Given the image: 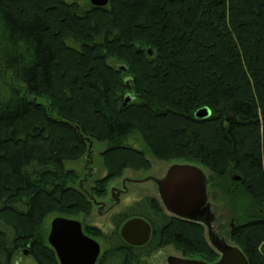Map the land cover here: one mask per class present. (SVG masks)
<instances>
[{
    "label": "trees",
    "instance_id": "1",
    "mask_svg": "<svg viewBox=\"0 0 264 264\" xmlns=\"http://www.w3.org/2000/svg\"><path fill=\"white\" fill-rule=\"evenodd\" d=\"M201 108L209 118L194 117ZM132 137L160 161L225 180L230 241L264 264V0H0V264L24 250L34 264H59L46 220L89 215L110 178L147 168ZM86 139L105 145L108 171L91 194L66 168ZM134 218L152 230L142 247L119 237ZM111 224L83 228L103 245L96 264H151L166 247L219 259L204 227L168 215L158 198L130 203Z\"/></svg>",
    "mask_w": 264,
    "mask_h": 264
},
{
    "label": "water",
    "instance_id": "2",
    "mask_svg": "<svg viewBox=\"0 0 264 264\" xmlns=\"http://www.w3.org/2000/svg\"><path fill=\"white\" fill-rule=\"evenodd\" d=\"M95 8H104L109 0H88ZM151 56V51H147ZM119 71L125 72L123 66ZM130 96L124 100V106L130 102ZM211 112L208 108H201L195 112L194 117L199 120L209 118ZM89 149H92L93 142L86 139ZM240 181L239 177H233ZM207 176L204 171L192 164L177 163L171 165L163 177H149L143 180L124 179L122 189L111 190V201L113 206L119 204L121 194L127 192L126 184H142L152 182L158 194V200L164 211L177 219L202 225L207 231V241L213 250L218 254L219 259L213 264H249L242 251L219 239L213 231L215 217L212 214L211 203L208 202ZM93 206L99 213L105 210V204L90 198ZM151 228L149 224L138 218L126 221L119 229V237L131 247H142L149 241ZM47 243L54 251L59 264H96L100 255V244L85 235L82 225L75 219L65 217L53 218L50 222ZM27 254V251H24ZM166 264H209L201 260L186 259L183 257L170 256Z\"/></svg>",
    "mask_w": 264,
    "mask_h": 264
},
{
    "label": "rangeland",
    "instance_id": "3",
    "mask_svg": "<svg viewBox=\"0 0 264 264\" xmlns=\"http://www.w3.org/2000/svg\"><path fill=\"white\" fill-rule=\"evenodd\" d=\"M68 1H75L80 3L84 2V0H68ZM107 63L113 70L118 65V62L113 59L109 60ZM131 141L132 144L135 145L139 150L146 151L145 158L147 159L146 160L147 164L145 163V166L147 168L142 167L135 170L125 169L121 171L118 176H115L114 178H110V180H108L107 183L105 184V188H106L105 196L103 198L96 199V201L102 202L109 207L112 206L111 210L107 213H104V210H102L99 213L97 208L93 206V208L91 207L89 215L75 216L74 219L79 221L82 224L83 228L90 227V228L99 229L104 233H110L113 230V226L111 224V218L115 214L120 213L122 210H124V208L128 206L130 203L138 201L145 196L158 198L156 187L152 182H146L142 184H128L126 185L127 192L119 197V204L113 206V203L111 201L110 189L121 188V182L124 179L143 180L149 177L161 178L164 176V174L171 165L178 163L177 160L160 161L156 159L153 155L149 154L141 138L132 137ZM104 149H105V145H102L97 142H93L92 149H89V144L86 143V149L82 157L79 158V160L77 161L68 162L66 164V168L68 170H72L78 177L77 182L75 184V188L77 190L91 194V189L93 188L95 182L102 178L107 177L108 171L104 166L105 159L102 156L104 154L103 153ZM89 161H91V164L87 165ZM202 170L204 171L205 175L208 178L207 180L208 182L207 193L209 196L208 202L211 203L212 214L215 217L213 231L218 236L219 239H224L227 243L232 244V242L230 241V233L232 228L231 225L234 224V218H232L233 217L232 214H230L229 209L224 204L222 195H220L221 192L226 191L224 190L223 186L226 185L228 187V184L225 180L221 181V185L219 182L216 183L212 174L209 171H207L204 168ZM234 176H235L234 173H229L228 180L231 183L238 182L233 179ZM51 220L52 219L48 218L45 222L46 224L45 238H47L48 236ZM206 233L207 231L205 229V235L207 238ZM87 236L89 235L87 234ZM93 239L97 241L96 238ZM45 242L47 243V239H45ZM101 249H103V245H101ZM24 251L18 252L13 257L12 264H34L31 257L27 254H24ZM170 256L181 257V255L178 252H176L172 247H166L156 252L152 256L149 262H151V264H166V259Z\"/></svg>",
    "mask_w": 264,
    "mask_h": 264
},
{
    "label": "flooded vegetation",
    "instance_id": "4",
    "mask_svg": "<svg viewBox=\"0 0 264 264\" xmlns=\"http://www.w3.org/2000/svg\"><path fill=\"white\" fill-rule=\"evenodd\" d=\"M91 164V161H89L88 162V164L87 165H90ZM123 182V181H122ZM122 182H121V188H119V190H121L122 189ZM129 183H127L126 185H128ZM126 188H127V186H126ZM112 189H115V188H111L110 190H112ZM110 193H111V191H110ZM122 195V194H121ZM105 210H104V213H107V212H109L110 210H111V208H112V206L111 207H109V206H107V205H105ZM82 225V224H81ZM231 226H233V224L231 225ZM82 230H83V227H82ZM84 232V231H83ZM151 233H152V230H151ZM85 234V233H84ZM86 235V234H85ZM151 237V236H150ZM100 244V243H99ZM100 247H101V245H100ZM101 252H102V249H101Z\"/></svg>",
    "mask_w": 264,
    "mask_h": 264
}]
</instances>
